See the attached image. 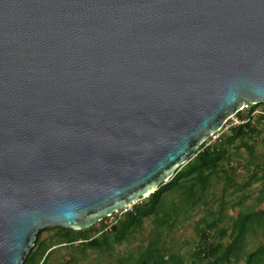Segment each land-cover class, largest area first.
Wrapping results in <instances>:
<instances>
[{"label":"water","instance_id":"water-1","mask_svg":"<svg viewBox=\"0 0 264 264\" xmlns=\"http://www.w3.org/2000/svg\"><path fill=\"white\" fill-rule=\"evenodd\" d=\"M264 103V0H0V264L168 183Z\"/></svg>","mask_w":264,"mask_h":264},{"label":"trees","instance_id":"trees-1","mask_svg":"<svg viewBox=\"0 0 264 264\" xmlns=\"http://www.w3.org/2000/svg\"><path fill=\"white\" fill-rule=\"evenodd\" d=\"M263 104L250 105L247 110L239 112L237 117L243 122L246 121L245 123L232 127L228 133L220 136V140L215 144L208 145L207 142L202 144L197 155L181 167L168 183L133 205L131 210L124 212V216L109 229L98 231L100 236L95 226L87 230L48 228L46 231L58 230L54 234L56 239L52 246L78 244L79 249L84 251L100 249L106 255L110 253L114 244H121L130 239L145 220L154 218L156 222L154 239L158 242L152 241L149 244L145 252L141 253L137 264H239L243 260L245 264H264V208L258 210L257 207L246 205L251 196L244 193L233 202V208H240L238 215L230 216L227 211L230 202L226 201V195H235L240 190L248 189L258 179L264 181V174H261L263 166L260 164L256 165L259 170L253 172L247 182L241 184L242 186L235 175L238 168L229 166L235 156H242V149L251 154L249 164L256 160V151L246 140H253L260 134L258 125L264 121V116H259L257 122L253 113L260 106L264 111ZM237 141H240V144L234 148L236 154H232L229 145L230 143L234 145ZM223 181L225 186L219 197L216 188ZM256 200L257 205H264V185ZM199 206L204 210V215L196 222L199 241L192 253V260L188 262L178 251L165 245L162 229L176 228L181 218L190 216ZM202 223L204 226H201ZM259 229H262V242L256 250L248 252L249 236L256 235ZM43 232L38 235L35 247L28 254L24 264H27L36 252L41 257L38 264L42 260H44L42 264H46L54 253L53 247L48 250L51 237L43 239ZM119 261L118 264L129 262L124 258L121 263Z\"/></svg>","mask_w":264,"mask_h":264},{"label":"rangeland","instance_id":"rangeland-1","mask_svg":"<svg viewBox=\"0 0 264 264\" xmlns=\"http://www.w3.org/2000/svg\"><path fill=\"white\" fill-rule=\"evenodd\" d=\"M262 105V104H261ZM264 105V104H263ZM263 107L260 106L256 111L257 113L254 114V119L258 122L259 116H261V112L263 111ZM235 123V121H230L227 127H224L220 132L216 133L213 137L209 138L206 142L208 145L215 144L220 140V136L223 134H226L229 132V129H231V126ZM259 135L257 138L250 140L247 139L246 141L248 144H251L257 154L256 160L252 164L248 163V160L251 157V154L248 151H245L242 149V156L240 157H234L235 159L232 161L230 167H237L236 171V177L237 181L239 182L240 186L241 184H244L247 182L248 178L255 172L256 170H259L256 165L260 164L263 166V170H261V174H264V121L258 125ZM240 141H237L234 145H229V149L232 154H236L235 146L239 145ZM261 177V176H260ZM264 185V181H255L252 183L248 189H244L243 191H239L235 195H226V201L230 202L228 214L230 216H237L240 208H233V202L239 199L241 194H249L250 199L246 202V205L248 206H254L257 207L258 210H261L264 208V205H257L256 198L260 194V190L262 189ZM225 186V182L223 181L219 186H217V196H221L222 188ZM140 202V201H139ZM217 209L218 206H215ZM132 207H129L127 210H131ZM119 211L118 213H115L113 216L109 217L108 219L104 220L102 223H97L94 225L96 232L102 231L104 229H109L110 226L114 223H116L120 218H122L124 215L123 213L126 212ZM204 215V210L202 207H198L190 214L188 217L181 218L180 223L177 225L176 228L172 230H168L167 228H164L163 232V240L165 245L168 247L170 246L173 250L178 251L180 254H182L186 261L190 262L192 260V253L196 248V244L199 241V233H197L196 229V222L202 218ZM201 226H204V223H202ZM156 230V222L154 218L147 219L143 222V224L134 232V235L130 237L127 241L121 243V244H114V247L110 249V253L106 254L100 250H91L86 249L85 251L82 249H79L78 244L74 245H64L53 247L54 240L56 237L54 234L58 232V230H51V231H44L42 233L43 239H49L51 237L49 244V249L53 247L55 249L54 253L50 256L49 261L46 264H118L121 263L122 258L129 261L127 264H137L138 259L142 252H145V250L149 247V244L152 241L158 242L154 239L156 236L155 231ZM98 232V236H100ZM54 236V237H53ZM154 239V240H153ZM262 242V229H259L258 233L255 235H250L248 239V252H252L256 250ZM160 246V245H159ZM164 246V245H163ZM161 249H163L161 245ZM56 252V253H55ZM71 258V260H70ZM77 259V260H76ZM41 260L40 254L38 252L33 253L31 258L29 259V262L27 264H38ZM44 260L41 261L40 264H42ZM234 264V263H233ZM239 264H245V260L241 261Z\"/></svg>","mask_w":264,"mask_h":264},{"label":"built area","instance_id":"built-area-1","mask_svg":"<svg viewBox=\"0 0 264 264\" xmlns=\"http://www.w3.org/2000/svg\"><path fill=\"white\" fill-rule=\"evenodd\" d=\"M249 106H250V104H246V105L244 106V108H243L242 111L247 110V109L249 108ZM242 111H241V112H242ZM255 113H257V111H255V112L253 113V115H254ZM261 115L264 116V111L261 112ZM230 121H235V123L231 126V128H232V127H235V126H238V125L243 124V123L246 122V121H244V122L241 121V120L237 117V114H236L234 117H232L230 120H228V121L225 123L224 127H227V125L229 124ZM229 130H230V129H229Z\"/></svg>","mask_w":264,"mask_h":264}]
</instances>
